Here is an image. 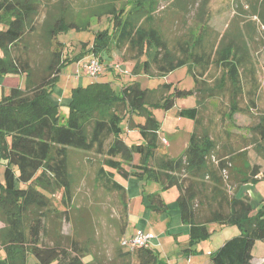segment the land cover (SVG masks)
I'll list each match as a JSON object with an SVG mask.
<instances>
[{"label":"trees","instance_id":"16d2710c","mask_svg":"<svg viewBox=\"0 0 264 264\" xmlns=\"http://www.w3.org/2000/svg\"><path fill=\"white\" fill-rule=\"evenodd\" d=\"M213 1L0 0V77L26 75L25 86L0 97V149L7 160L0 179V264H29L31 257L36 264H170L153 244H122L110 260L95 253L84 260L86 242L63 232L72 219L69 160L75 150L100 155L97 185L125 199L118 176L178 187L180 216L190 225L187 256L210 236L209 224L219 222L237 225L240 233L210 253L211 264H254V245L264 240V200L254 214L251 196L239 190L264 179L262 165L248 155L253 149L264 159L263 66L252 46L257 29L264 33V0H226L232 15L223 32L210 21ZM104 17L93 40H82L72 55L65 52L61 32L90 29ZM36 41L47 51L41 62ZM89 54L86 61L97 56L102 63L97 77L105 68L125 72L113 59L120 55L134 62L133 74L167 75L188 65L195 87L166 81L150 88L133 79L118 90L98 78L73 87L63 100L56 92L63 68ZM191 94L195 105L179 111L195 123L187 147L177 156L161 151L165 140L153 109H169ZM202 111L210 112L207 125ZM237 113L250 118L249 133L227 129ZM123 119L140 131V140L126 139ZM58 193L61 205L53 200ZM146 195L153 209L168 207L159 192Z\"/></svg>","mask_w":264,"mask_h":264},{"label":"rangeland","instance_id":"374dc122","mask_svg":"<svg viewBox=\"0 0 264 264\" xmlns=\"http://www.w3.org/2000/svg\"><path fill=\"white\" fill-rule=\"evenodd\" d=\"M212 6L213 14L210 16V21H212L219 32H223L231 18L232 10H227L228 7L226 6V0H215L213 1ZM161 8H163V6ZM189 20H191L190 17ZM190 22L192 21H189V23ZM99 26H105V17L103 18V21L94 20L93 27L90 29H69L67 31L61 32L59 34V39L68 42L67 46L65 47V52H67L69 55L78 52L81 47V41L93 40L95 31ZM36 45L39 55L36 54L37 56L35 59L41 62L44 58H46L47 51L45 48H43L39 41H36ZM252 46L254 48V53L258 58H260L263 64V67H261V78L263 80H261L264 90V33H260L258 29L256 39L252 42ZM116 59L118 62L122 63L123 67L127 70L126 71L124 69L125 72H122L121 77L117 78L112 74L102 76L103 73L99 77H91L86 75L85 69L83 67L86 60H83V62L79 64H77L79 61H74L66 65L60 74L58 84L61 85L66 83L70 91L73 87L78 85L86 86L90 82L96 81L99 78L100 80L111 81L118 90L121 89L122 85L133 81V79L140 81L143 86H148L150 88L158 87L161 83L166 81H173L179 84L180 87H195V79L188 65L181 66L167 75H147L143 71L133 74L129 71V69L134 66V63L126 62V60H124L120 55H118V58ZM106 71L107 68L104 69V72ZM25 84L26 75L22 73H9L4 77H0V97L4 92H8L11 87H23ZM196 98L197 97L195 94H191L187 97L178 98L176 104L169 109H165L163 107L153 109L154 114L161 122V135L163 140L169 141L171 143L170 146H167L165 144L166 142L161 144L159 147L161 151H166L177 156L180 155L187 147L190 135L195 127V123L192 118L181 115L179 111L183 106L195 105ZM224 98V101L227 102V97ZM61 112L65 117H67L69 114V106L67 105L66 101L61 104ZM210 116V112H201L200 117L203 125L209 124L208 119ZM134 117L136 120L142 119L139 115H134ZM231 122L237 124L236 127L241 132H250L249 125L251 120L247 115L237 113V116L235 115ZM120 123L125 130V136L128 141L140 140V131L137 129H130L127 119H123ZM10 137L11 136H9V139H11ZM251 150L253 157H255V152L253 149ZM84 151L75 150L72 151L70 155L69 167L73 176L74 201L71 209L72 219L71 221H65L63 224V232L65 234L78 235V238L82 239L83 242H86V246L89 248V251L84 255V260L90 261L93 259L94 253L97 256L105 257L107 260L112 259V257L115 256L117 248L122 245V241L124 239L122 238V225L126 222V219L128 221L126 227L127 231L129 232L131 229L141 225V218L143 216L147 221L146 225L149 229H159L155 225H159L160 229H165L168 226V219L162 220L160 222H153L150 219V216L145 214L147 209L143 206L144 197L141 194L135 196V198L131 200L130 203L132 205L130 207L129 213H127L125 208L120 207V193L117 191L107 192L102 188V186L97 185L95 181L96 170L100 164V155L92 151ZM6 161L7 160L2 156L0 149L1 180H4L5 178ZM258 183V187L264 189V179L259 180ZM21 185L24 186V184ZM153 186H156L158 189V187L161 185L159 182L149 180L147 185L143 187L145 189V195L152 190ZM161 191L164 197L171 198V192L177 196L178 188L176 186H172L170 188H162ZM60 195L61 194L58 193L53 196L54 202H57L59 205H61ZM257 209L258 208L254 209V214L257 213ZM151 210L152 212H158L154 209ZM171 217L175 218V214L173 213ZM233 229L240 232V229L237 225L222 224L219 222L211 223L210 236L196 244V246L199 247V250L202 248L205 249L204 252L200 253V256H197V259H200L205 264H211L210 253L208 252L209 249H213L214 247L216 250L221 247L225 239L234 237L236 234L235 232H231ZM170 235H168L169 238H165H168V244L165 247L169 248L171 255H175L176 253L174 249L177 247H174L175 243L172 237L174 234L172 236ZM181 235L182 237L180 239L183 241V233H181ZM128 236L129 234H127L126 238H128ZM169 257H167V259H169ZM29 264H36L34 257H31V262Z\"/></svg>","mask_w":264,"mask_h":264},{"label":"crops","instance_id":"0c3cea01","mask_svg":"<svg viewBox=\"0 0 264 264\" xmlns=\"http://www.w3.org/2000/svg\"><path fill=\"white\" fill-rule=\"evenodd\" d=\"M215 12V11H214ZM217 14V13H215ZM93 54H89L87 56H85L83 59H81L77 64L83 62V60H86L87 58H89L90 56H92ZM112 57V55H110ZM117 58L113 55V59ZM259 64L261 66H263L260 58H258ZM125 62V61H124ZM126 62H131L134 63L131 60H127ZM111 63V62H110ZM108 74H112L114 77H121L120 74H118V72L114 69L108 68L106 72H104V74L102 76L108 75ZM120 75V76H119ZM260 78H261V73H260ZM262 79V78H261ZM263 80V79H262ZM56 92L58 95H61L62 99L64 100L65 98H67L68 96H70V91L68 88V85L65 84H57L56 87ZM68 93V94H67ZM194 106V105H191ZM189 105L187 106H183L180 109L183 108H187V107H191ZM237 118V117H236ZM237 124H234L232 122H230L229 127L227 128L229 131H240L237 127ZM231 126V127H230ZM167 146H170L171 143L169 141H165ZM252 150L248 149V155H249V159L251 161V163H260L262 165V168L264 169V159L260 158L257 156V154L255 153V157H253V154L251 152ZM246 157L244 156L243 159H245ZM245 161V160H244ZM247 164V163H246ZM246 164L245 162H243L242 165V169L246 170ZM241 166V165H240ZM242 170V171H243ZM117 179L123 183L126 186V196L127 198L125 199L123 197L122 194L121 198L119 200V204L120 207L125 208V210L127 211V213H129L130 207H131V200L133 198H135V196L137 195H142L143 198V206L146 207L147 211L145 214L150 216V219L153 222H157V221H162V220H166L168 226L165 229H160L159 225H155L157 226V228L159 229H149L147 227V221L144 218V216L141 218V225L135 227L134 229H131L130 232L127 231V224L128 221L126 219V224L124 223V227L122 229L123 235L122 238L126 237L127 234H129L128 237H130L131 235H133L136 231L138 230H145V231H151L154 232L156 234V239L153 243V245L160 251L161 256L166 259L167 261L170 262V264H205L203 263V261H201L200 259H197V256H200V253L204 252L205 249H198L199 247H196V251L194 253H191L189 256H187L186 253H184V249L186 246H188L189 244V240H190V225L183 222L180 216V211H179V207L176 203V195H174V193L171 192V198H166L164 197V195H162V191L161 189L163 188L162 185L160 187L153 186L152 190L150 192H159L161 194V196L163 197V199L165 200V202L168 204V207L166 208V210H157L158 212H152L151 209V203L150 201L147 199V195H145V189L143 188L145 185H147L148 181L147 179H139L138 177L132 176L129 178H123L121 176H118ZM259 183L258 181L256 183H247L244 184L240 190H239V194L243 195L245 193H248L251 196V201L253 203V206L255 208H258L259 205L262 203V201L264 200V189L263 188H259L258 187ZM178 188V187H177ZM179 193V190H178ZM177 193V195H178ZM170 199V200H168ZM150 209V210H149ZM156 210V209H154ZM175 214V218H172L171 215H173V213ZM2 222L0 221V226H2ZM211 226V223L209 224V228ZM228 229H232V228H228ZM129 232V233H127ZM231 232H235L236 235H238L240 232L238 230H231ZM239 232V233H238ZM181 233H183V241L180 239L182 237ZM238 233V234H237ZM170 234H174V236L170 235ZM173 237V241L175 243L174 247L175 248V255H171V251L169 250V248L165 247L168 244V238L169 236ZM234 235V236H236ZM166 237H168L167 239H165ZM227 239H225L223 241V243L226 241ZM222 243V244H223ZM174 247H170V248H174ZM119 248V247H118ZM215 249L213 247V249H209V253L213 252ZM165 254H164V253ZM167 252V254H166ZM170 254V255H169ZM253 263L254 264H264V240H257L254 248H253ZM170 256V257H169ZM167 257H169V259H167ZM175 260V261H174Z\"/></svg>","mask_w":264,"mask_h":264},{"label":"built area","instance_id":"2783aa9c","mask_svg":"<svg viewBox=\"0 0 264 264\" xmlns=\"http://www.w3.org/2000/svg\"><path fill=\"white\" fill-rule=\"evenodd\" d=\"M85 72L93 77H97L102 71V63L97 56L91 57L84 64ZM156 234L150 231L138 230L130 238H124L122 244L135 248L139 245L149 246L154 243Z\"/></svg>","mask_w":264,"mask_h":264}]
</instances>
